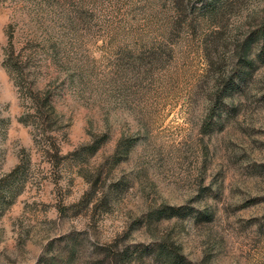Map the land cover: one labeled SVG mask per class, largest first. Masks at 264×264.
Returning a JSON list of instances; mask_svg holds the SVG:
<instances>
[{"label": "rangeland", "instance_id": "rangeland-1", "mask_svg": "<svg viewBox=\"0 0 264 264\" xmlns=\"http://www.w3.org/2000/svg\"><path fill=\"white\" fill-rule=\"evenodd\" d=\"M68 236L72 264H264V0H0V264Z\"/></svg>", "mask_w": 264, "mask_h": 264}, {"label": "trees", "instance_id": "trees-1", "mask_svg": "<svg viewBox=\"0 0 264 264\" xmlns=\"http://www.w3.org/2000/svg\"><path fill=\"white\" fill-rule=\"evenodd\" d=\"M16 65V64H12ZM17 67V66H16ZM9 69L11 70V67L9 66ZM21 89V88H20ZM22 91H24V96L29 99V110H32V112H27L26 117L22 118L25 122H28L29 119L33 117L34 121L37 123L40 131L46 130L47 127H51L53 122L57 121L58 115L56 113L55 107L52 104L51 101V94L49 90L45 91H36L33 90L30 87H22ZM52 149V151L57 152L56 147L52 148L51 144L49 147V152ZM93 151H96L98 149V145L95 144L92 146ZM20 170V167H17L14 171H12L10 174L4 176L1 179V182L5 184L4 189L8 190L12 186L13 183H11V178L18 173ZM157 218L161 219L164 217H171L174 215H180V212L178 209H175L171 206H161L157 209ZM68 242L66 243L68 254H69V260L64 259V257H57L51 256L50 260L51 262L49 264H72L73 261H76L75 255L78 253V237L77 236H68ZM163 243L158 245V257L161 258L162 264H187L184 260V257L182 254H180L178 251H173L170 248H167L165 245H162ZM125 256L122 255V262L124 261Z\"/></svg>", "mask_w": 264, "mask_h": 264}]
</instances>
